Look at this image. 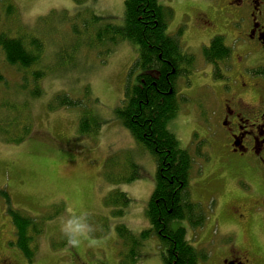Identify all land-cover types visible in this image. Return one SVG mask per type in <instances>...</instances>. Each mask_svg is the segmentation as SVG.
<instances>
[{"label": "rangeland", "instance_id": "obj_1", "mask_svg": "<svg viewBox=\"0 0 264 264\" xmlns=\"http://www.w3.org/2000/svg\"><path fill=\"white\" fill-rule=\"evenodd\" d=\"M9 2L15 10L7 21ZM157 3L173 11L166 33L176 37L181 31L183 50L196 57L190 85L184 77L177 81L178 98L187 96L189 101L179 102L166 127L190 154L187 190L191 201L205 212L200 228H190L185 220L171 221L170 228L185 229L188 243L208 253V259L199 264H231L226 260L232 253L244 256L248 264H264V198L254 192L248 173L258 167L251 162L249 168L247 159L228 152V140L214 116L219 102L208 87L200 88L213 83L202 48L215 35H224L226 44H231L230 7L223 0ZM199 11L212 17V28L198 25ZM92 15L102 19L91 22ZM123 19V0H83L80 4L0 0V30L7 29L13 38L24 33L43 45L37 62L20 73L0 52V73L5 77L0 83V260L119 264V251L126 253L127 248L120 243L116 227L123 225L140 241L137 264H163L158 236L152 233L139 239L150 228L146 208L155 187V158L113 113L124 99L126 86L136 84L138 72L131 68L138 47L127 39L96 40L100 27L120 26ZM229 64L224 81L235 87L236 69L232 61ZM35 71L44 73L38 82L42 94L30 98ZM58 94L79 100L80 106L49 109ZM82 109L103 121L97 133H77ZM12 121L19 129L11 127ZM134 172L139 176L125 182ZM115 190L127 195V206L105 204ZM9 209L43 222L38 235L28 230L35 247L31 262L15 244ZM119 211L123 214L118 215Z\"/></svg>", "mask_w": 264, "mask_h": 264}, {"label": "trees", "instance_id": "obj_2", "mask_svg": "<svg viewBox=\"0 0 264 264\" xmlns=\"http://www.w3.org/2000/svg\"><path fill=\"white\" fill-rule=\"evenodd\" d=\"M72 1L80 4L83 0ZM123 4V24H104L98 29L96 40L106 39L115 43L127 39L138 47L137 59L131 68V72H138L136 84L126 86L124 99L113 111L132 138L154 156L157 167L155 187L146 208L150 228L142 231L138 238L143 240L152 233L158 236L163 247V264H199V260L204 262L208 259V253L197 250L188 243L185 229L170 228L173 220H185L190 228H200L205 220V212L198 203L191 201L187 190L192 164L190 154L179 147L176 137L166 127L167 122L178 111L179 102L188 101L181 95L178 98L176 83L180 77L190 74L195 57L182 50L179 40L181 31L176 37L166 33L168 21L173 17L170 8L161 6L157 0H123ZM14 10V5L10 2L5 6L7 21ZM101 19L92 15L91 22ZM6 30H0V52L4 54L8 65L18 73L23 72L37 62L43 50L42 42L24 33L13 38ZM229 52L224 39L216 36L209 47L203 48L202 56L206 62L212 63L223 59ZM31 75L33 86L29 89V96L37 98L42 94L38 82L44 73L35 71ZM4 80L5 77L0 73V83L5 82ZM22 89H26V85ZM77 106H80L79 100L58 94L48 108L56 110ZM9 124L13 129H19L15 122ZM103 124L90 111L82 109L77 133L81 136L97 133ZM18 141L20 143L21 139ZM135 168L137 169L136 166ZM138 176V172H134L125 182H131ZM114 192V196L105 198L106 205L119 203L125 207L129 204L130 200L124 192ZM4 196L9 199L8 195ZM8 212L15 228V244L31 262L35 257V247L32 246V236L28 234V230L33 235H38L42 232L43 222L17 210L9 209ZM117 214H123V211ZM116 231L120 243L127 248L126 253L119 251V264H125L127 260L131 264H137L140 241L123 225L117 226Z\"/></svg>", "mask_w": 264, "mask_h": 264}, {"label": "flooded vegetation", "instance_id": "obj_3", "mask_svg": "<svg viewBox=\"0 0 264 264\" xmlns=\"http://www.w3.org/2000/svg\"><path fill=\"white\" fill-rule=\"evenodd\" d=\"M223 1L230 7L228 15L233 29L231 44H226L224 35L214 37L221 36L230 52L223 59L212 63L203 58L210 66L213 83L200 88L208 87L219 102L220 106L214 116L221 134L228 140V152L247 159L249 168L251 162L258 167L248 173L255 184L254 192L264 198V0ZM197 19L202 28H212L215 24L212 17L202 11L197 14ZM211 40L203 48L209 47ZM229 61H232L236 69L235 87L224 81L228 79L224 71L230 68ZM195 63L196 57L190 74L184 77L188 85ZM184 97L189 101L187 96ZM232 254L228 255L226 262L248 264L244 256ZM0 264L13 262L4 257Z\"/></svg>", "mask_w": 264, "mask_h": 264}]
</instances>
